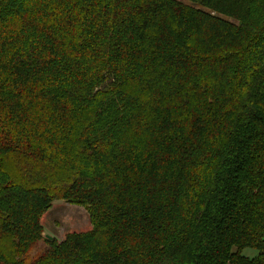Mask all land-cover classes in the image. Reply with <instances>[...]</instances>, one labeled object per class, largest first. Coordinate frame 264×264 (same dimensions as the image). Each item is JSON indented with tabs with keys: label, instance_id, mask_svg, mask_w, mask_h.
I'll list each match as a JSON object with an SVG mask.
<instances>
[{
	"label": "trees",
	"instance_id": "16d2710c",
	"mask_svg": "<svg viewBox=\"0 0 264 264\" xmlns=\"http://www.w3.org/2000/svg\"><path fill=\"white\" fill-rule=\"evenodd\" d=\"M0 264H264V0H0Z\"/></svg>",
	"mask_w": 264,
	"mask_h": 264
},
{
	"label": "rangeland",
	"instance_id": "374dc122",
	"mask_svg": "<svg viewBox=\"0 0 264 264\" xmlns=\"http://www.w3.org/2000/svg\"><path fill=\"white\" fill-rule=\"evenodd\" d=\"M41 226V237L53 238L60 241L64 236L79 232L89 231L91 224L85 209L76 205H70L64 200L53 201L51 206L44 210L39 218ZM43 241L36 246L35 250L43 249ZM242 254L247 258L257 255L255 249L245 248Z\"/></svg>",
	"mask_w": 264,
	"mask_h": 264
},
{
	"label": "water",
	"instance_id": "95a60500",
	"mask_svg": "<svg viewBox=\"0 0 264 264\" xmlns=\"http://www.w3.org/2000/svg\"><path fill=\"white\" fill-rule=\"evenodd\" d=\"M50 238V237H49Z\"/></svg>",
	"mask_w": 264,
	"mask_h": 264
}]
</instances>
